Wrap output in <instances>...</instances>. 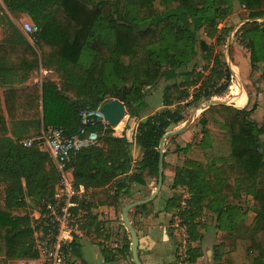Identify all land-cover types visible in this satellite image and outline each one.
<instances>
[{
	"label": "trees",
	"instance_id": "16d2710c",
	"mask_svg": "<svg viewBox=\"0 0 264 264\" xmlns=\"http://www.w3.org/2000/svg\"><path fill=\"white\" fill-rule=\"evenodd\" d=\"M234 1L242 24L234 40L248 52L251 71L261 68L264 78V0H1L0 260L38 259L33 219L26 209L51 199L58 182L55 164L38 142L23 148L22 139L6 137L5 114L10 121L57 128L68 136L82 127L98 134L97 144L75 152L69 166L75 184L91 190L88 235L108 240L106 221L97 220L99 208L118 212L135 185L145 187L148 178L157 185L162 136L183 123L188 109L227 93L232 74L215 47L224 46L233 32L226 20ZM21 15L38 30L27 35L32 43L10 19ZM211 62L207 74L197 72L199 65L205 64V70ZM39 68L57 75L55 84L69 104L40 109L37 84L14 88ZM164 77L173 82L164 87L160 108L144 117L145 92ZM116 99L129 117L120 137L101 123L82 124L81 112H94ZM254 111L212 106L202 112L199 145L205 160H185L173 171L171 189H185L189 195L179 215L190 243H201L197 219L205 207L218 202L215 222L230 239L226 246L214 247V258L220 260L219 251L226 248L225 264H264V123L251 120ZM122 128L123 123L116 131ZM132 147L141 151L135 161ZM181 197L174 195L166 207ZM248 198L252 221L243 236H234L233 224L248 218ZM20 210L26 213L16 214ZM121 242L113 251L130 246L128 238ZM99 243L102 251L112 250ZM80 244L68 245L66 264H82ZM197 257L194 253L186 261Z\"/></svg>",
	"mask_w": 264,
	"mask_h": 264
},
{
	"label": "rangeland",
	"instance_id": "374dc122",
	"mask_svg": "<svg viewBox=\"0 0 264 264\" xmlns=\"http://www.w3.org/2000/svg\"><path fill=\"white\" fill-rule=\"evenodd\" d=\"M233 8H234L233 14L229 18H227L226 26L231 27L234 29V31H236V29L239 27V22H238L236 15L240 11V8L237 5L236 1L233 2ZM219 27H221V25ZM233 32L230 35H232ZM200 36L202 38H205L204 35H200ZM208 44L214 45V42L210 40L208 41ZM215 54H218L221 56L226 66L230 69L232 76H231L230 86L228 88L227 93L222 97H213L212 99L219 100V101H228V103L232 105L233 107H238V108L246 107L247 110H251L252 108L255 107V111L253 112L251 116V120H253L257 124L264 123V78H261V73H262L261 68L259 71H255V72L251 71L250 65H249L248 52L237 44L233 36L231 39L230 38L227 39V42L224 46L215 47ZM204 65L205 64H201L198 67H202L203 69ZM213 65L214 64L212 62L209 63L208 67L205 70H203V73L207 74ZM172 82H173L172 79L164 77L163 79L159 81L156 87L148 89L145 92V107L142 110V115L144 117L153 114L156 110L160 108L163 89L166 85ZM236 89H238V93L240 94V96H241V93L243 95V98H241L240 100L241 102L239 101L240 103L233 101V97L236 94L235 92ZM41 94H42V91H41ZM197 107L198 106L194 108H190L187 111H185L184 121L177 127L183 125L191 117V115L194 113ZM199 115H197L192 120L190 126H188L184 132H182L181 134L175 137L168 139L164 145L163 153H165L166 151V156H165V162L167 164L166 168L172 173L174 171V168L180 167L185 160L191 159V160L198 161V162H204L205 160L202 154L203 152H202L201 146L199 145V142L201 141V127L198 124ZM128 121L125 124L126 127H127ZM177 127H171L169 131H173ZM209 127L211 130H218V128L213 124H210ZM186 146H188V148L184 150ZM131 154H134L135 159L137 160L141 155V151L140 149L132 147ZM146 181H148V184L153 182V186H154L153 189L156 188V183H155L156 181L154 178L152 179L148 178L146 179ZM177 190L178 192L177 191L172 192V195L169 198L171 188L168 186L167 179H165L164 177V182H163V186H162L160 194L154 200H152L151 202L145 205V208H148L150 211H152L153 214L160 215L161 218L159 219V221L162 222L163 224L164 223L167 224L168 227H174V225L176 224L183 225L181 223V221L183 220L181 219L179 213L183 211L182 209H186V200L189 195L185 192L186 191L185 189L178 188ZM148 192L149 190H147L146 187L144 188V187L135 185L132 189L131 195L124 200L123 206L125 204H128L129 202L138 200L146 196ZM176 194L182 195L181 201L172 200L173 203L171 202L170 204H173V206L170 205L167 208L166 207L168 204L167 202ZM250 201L251 200L249 199L248 205L244 208L245 210H248V213H247L248 218L245 220L246 228L251 223L252 218H253V215L249 211L250 206H251ZM182 203H184V205H182ZM120 210L118 211L119 214H120ZM205 210L206 209L203 210V212L201 213V217L197 219V222L201 224V226H204L205 224L208 230L212 231L210 234V237L208 238V243L206 242L205 246L203 245L204 251L206 247L211 248V246H212V251L210 252V256H211L210 259L206 260V258L204 257L200 259L199 264H225L226 259H227V254H226L227 249L226 248L219 251L220 260H216L214 258V247L218 245L216 244L218 242L216 240L217 238H215L213 235V231L215 229H214L212 221H208L207 218H205L207 224L204 223V221H202L203 217H205L203 215H207L204 213ZM133 211L134 210H132L131 213ZM27 212H29V210ZM32 216L34 217V215H31V217ZM97 220L106 221V223H108L109 221L107 219V215H100ZM105 228L109 232L115 231L118 233V236L120 235V232L117 230L118 227L116 226H110L109 224H106ZM246 228L242 229V232H241L242 235L244 234ZM122 229L124 231L125 229L124 226ZM203 230L205 229L202 228L199 231L201 235H203ZM123 233H127L126 230ZM221 238L219 237L218 241L219 240L222 241L221 243H224V245L226 246L229 241L226 239H221ZM99 240L100 239L97 237L96 239L93 238L90 240H83L80 242L81 243L80 244V254H81L82 259H87V256H91V252L93 249H95V251L97 250V248L94 247L93 245H99L100 244ZM118 242L119 244L121 243V235L118 238ZM213 243L215 244L214 246H213ZM176 245H178L177 249H178V253H180V255L177 256L178 262H180L181 264H186L187 262L186 260L188 259L190 255H192V251L194 252V249L198 247L200 243L199 244L190 243V241L188 240V243L184 249L179 244H176ZM189 249H192V250L190 251ZM202 254L204 256L203 251H202ZM73 260L74 259L71 258L70 262H72ZM0 264H18V263L16 260L8 261V262L0 260ZM74 264H79V262L75 260Z\"/></svg>",
	"mask_w": 264,
	"mask_h": 264
},
{
	"label": "built area",
	"instance_id": "2783aa9c",
	"mask_svg": "<svg viewBox=\"0 0 264 264\" xmlns=\"http://www.w3.org/2000/svg\"><path fill=\"white\" fill-rule=\"evenodd\" d=\"M22 29L27 35L38 32L37 28L31 24H23ZM197 72L203 73L202 67L197 68ZM100 107L94 112H98ZM93 112H81L82 124L86 125V117ZM101 119L99 123L103 128L109 127L116 135H121L125 131V124L129 120L127 113L119 123H123L121 131L117 132L116 127H110L98 114ZM34 142H38L39 148L47 152L53 160L57 173L58 182L56 192L51 199H42L35 208L36 215L33 217L32 229L34 232L38 254L36 260H18V264H66L68 252L66 248L74 241L90 240L93 236L87 233L90 215L87 210L91 201V190L85 189L82 185H76L72 177V168L69 166L72 155L82 148L94 146L98 142L96 132H88L85 128H80L73 135H65L60 129H43L36 138L20 141L23 148H30ZM184 205V203H182ZM100 216V215H99ZM177 243L184 249L188 243L189 236L185 225L176 224L172 227ZM118 233L110 231L108 240H99L112 250L120 247ZM182 260V258H181ZM183 262V261H182ZM178 264H181L178 262Z\"/></svg>",
	"mask_w": 264,
	"mask_h": 264
},
{
	"label": "crops",
	"instance_id": "0c3cea01",
	"mask_svg": "<svg viewBox=\"0 0 264 264\" xmlns=\"http://www.w3.org/2000/svg\"><path fill=\"white\" fill-rule=\"evenodd\" d=\"M0 4H2L1 0H0ZM10 19L19 28L21 33L28 39L29 43H32L27 37V34H25V32L22 29L23 24L33 25L30 19L26 15H21L16 20L10 16ZM241 25L242 24L240 23L239 27ZM234 33L235 31L232 34L233 37H234ZM1 38H2V34L0 31V39ZM45 79H47V83ZM55 82H58V77L56 74L39 68L37 71H34L30 74L26 82H24L23 84H15L14 88L15 89L25 88V87H30V86L37 84L39 86L40 96H41L40 109L42 107L52 108V107H57V106H66L67 104H69V101L65 97L60 95L58 91V87L55 84ZM3 90H4L3 88H0V93ZM41 91H42V94H41ZM240 98H243L242 93H241ZM234 108L243 109V108H238V107H234ZM5 119H6L5 122L7 126L6 137L10 139H14V138H18L22 140L23 139L24 140L33 139V138H36L38 134L43 130L41 127L40 128L39 126L37 127V125L34 123L32 124L31 123H20L17 120L10 121L8 120L6 114H5ZM114 135L117 137H120L122 134L116 135L114 133ZM132 158L134 159V161L136 160L134 154H132ZM163 176L165 177V179H167L168 186L171 188L173 173L166 169L163 171ZM145 187L147 188V190H149L148 194H146V196L138 200L147 198L151 193L155 191V188L153 189L154 187L153 182L148 184V181H147ZM2 189H3V186L0 185V191H2ZM161 189L159 193L156 195V197L160 194ZM177 189L178 187L174 190L171 189L169 198L171 197L172 192H176V191L178 192ZM218 205L219 204L216 201L208 205L207 207H205L204 209L206 210L204 211V213L207 215H203L205 217H203V220H202L206 224L207 222L205 218H207L208 221H212L214 229H215L213 231V235L215 238H217L216 240L218 242L216 244H220L222 242L220 240L218 241L219 237L220 238L223 237L221 239H226L228 241L230 239V237L227 236L226 232L221 231L217 228L215 218H216V210L218 208ZM31 208L32 207L27 208L26 211L29 210V212H32L30 215H36L35 208H32V209ZM131 211H129L128 213V218L138 236L137 255H138L139 261L142 264H171V263L178 264L177 256H179L180 253H178V249H177L178 245H176L178 244L177 238L175 236V233L172 227H168L167 224L165 223L163 224L162 222H160L159 219L161 218V216L153 214L152 211H150L148 208H144V210H137V211L134 210L132 213ZM99 212L101 213V215H107V219L109 220L107 224H109L110 226L118 227L117 230L120 232L121 240L128 238L130 241V238L127 237L128 235L126 236V234L123 233L124 232L123 229L119 227L121 210L119 214L112 207H100ZM25 213L26 212L24 210H20L16 214L24 215ZM202 228L205 229L203 230L202 241L200 245L194 249V252L192 251V254L196 253L198 257L194 260V262H186V264H199L200 259L205 257L206 260H208L211 257L210 252L212 251V246L211 248L206 247L205 251L203 247L205 246L206 242L208 243V238L210 237V234L212 231L208 230L205 224L204 226H202ZM243 228H246L245 222L243 219L239 220L238 222H235L232 227L233 235L241 236L242 235L241 232ZM246 231H247V228L244 234L246 233ZM214 245L215 244L213 243V246ZM93 246L96 247L97 250L95 251V249H93L91 252V256H87V259L81 258L82 264H133L130 246L127 249L126 248L122 249L119 252L118 251L115 252L113 250H110V251L108 250L104 252L102 251V248L100 245H93ZM121 247H122V244H121ZM202 251L204 253V256L202 254Z\"/></svg>",
	"mask_w": 264,
	"mask_h": 264
},
{
	"label": "water",
	"instance_id": "95a60500",
	"mask_svg": "<svg viewBox=\"0 0 264 264\" xmlns=\"http://www.w3.org/2000/svg\"><path fill=\"white\" fill-rule=\"evenodd\" d=\"M233 35H231L229 38L231 39ZM212 106H231L228 101H219L210 99L202 104H199L194 113L191 115V117L181 126L177 127L173 131H169L165 133L159 143V161H158V179H157V185L155 188V191L151 193L147 198L134 201L130 204H127L121 208V216L120 219L122 221V225L124 226L129 238H130V249H131V256H132V262L133 264H142L139 261L138 255H137V249H138V236L136 234L135 229L133 228L132 224L129 221L128 213L131 210H134L136 207H139L141 205H146L149 202H151L156 195L159 193L162 184H163V148L165 143L168 139L175 137L182 132L186 130L188 126H190L192 120L208 108ZM125 108L123 104L119 100H112L111 102L105 103L102 105L98 112H93L89 114L86 117V125L90 126L96 123H99L101 121L100 118H98V114L103 116V119L108 123L110 127H116L123 119L125 115Z\"/></svg>",
	"mask_w": 264,
	"mask_h": 264
},
{
	"label": "bare ground",
	"instance_id": "6f19581e",
	"mask_svg": "<svg viewBox=\"0 0 264 264\" xmlns=\"http://www.w3.org/2000/svg\"><path fill=\"white\" fill-rule=\"evenodd\" d=\"M235 92H236V94H235L234 97H233V101H234V102H237V103H240V102H241V101H240V100H241V98H240L241 96H240V94L238 93V89H236ZM233 101H232V102H233ZM239 101H240V102H239ZM233 104H234V103H233ZM239 106H240V105H239Z\"/></svg>",
	"mask_w": 264,
	"mask_h": 264
}]
</instances>
